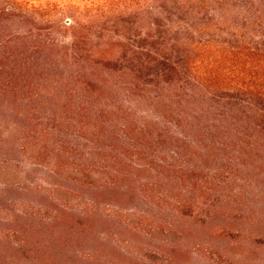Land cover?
<instances>
[{
    "label": "rangeland",
    "instance_id": "1",
    "mask_svg": "<svg viewBox=\"0 0 264 264\" xmlns=\"http://www.w3.org/2000/svg\"><path fill=\"white\" fill-rule=\"evenodd\" d=\"M17 1L20 14L0 22V264H264V148L231 146L196 160L167 137L153 143L161 130L151 121L173 122L179 113L174 95L154 101L149 96L163 91L154 85L131 94L126 86L134 77L86 56L111 44L83 45V66L67 56L75 32L89 35L83 25L151 1ZM137 19L119 30L126 33ZM75 21L82 28H71ZM18 28L28 40L2 46V34ZM77 72L122 84L117 99L134 110L103 120L126 122L136 147H118L111 131L79 113L84 102L102 99L86 86L87 76L68 83ZM146 120L147 138L137 130ZM161 149L186 153L183 165ZM60 161L76 172L51 175Z\"/></svg>",
    "mask_w": 264,
    "mask_h": 264
},
{
    "label": "trees",
    "instance_id": "2",
    "mask_svg": "<svg viewBox=\"0 0 264 264\" xmlns=\"http://www.w3.org/2000/svg\"><path fill=\"white\" fill-rule=\"evenodd\" d=\"M148 1L151 2L138 12L123 10L114 17L102 16L97 21L96 18L90 21L87 27L83 25L90 30L89 35L75 32L74 41L69 47L72 52L67 56L82 66L88 61L87 57H99L98 64H104L105 68L124 71L123 74L134 77L132 84L126 86L131 94L140 96L137 91L154 85L162 86L163 91L159 95L149 96L150 99L158 101L164 92L174 95L172 103L179 105V113L168 104V111L178 114L175 121L158 118L151 121L161 130L158 134L160 141L151 140L153 143L167 137L173 142L177 141L180 150L189 149L191 155L197 157L196 160H206L210 152L231 146H247L250 150L264 148V0ZM21 11L22 5L17 0H0V22L13 20ZM135 16L138 19L133 26L126 33L121 32L119 28H125V23ZM108 24H111V28L106 27ZM70 26L74 30L82 28L77 21ZM209 27H213L215 32H208ZM116 28L119 31H115ZM98 30L104 33L99 34ZM219 35L227 37L219 39ZM27 38L18 28L5 36L2 34L1 44L7 47L13 40ZM88 44H97V47L111 44L112 47H106L103 54L98 53L100 50L95 53L88 51L87 57L80 61L81 58L77 57L79 51ZM53 45L55 43L51 42L47 46ZM42 49L44 47L37 52ZM92 50L95 51L94 48ZM0 56L6 58L3 53ZM46 71L43 69L40 74L44 76L48 73ZM86 76L84 72H77L69 74L67 80L68 83L76 79L81 82ZM144 77L148 80H142ZM87 80L88 89L99 90L102 102L96 106L93 101H86L80 106L82 111L79 113L91 117L93 122H99L106 131H111L118 147L130 148L131 144L136 147V143L127 139L126 122L120 124L106 118L103 120L107 113L115 115L117 111L134 110L126 104L123 107L124 100L117 99L123 89L122 84L100 80V77L87 76ZM71 90L77 89L72 86ZM106 99L113 103L106 104ZM151 122L146 120L137 129L145 138ZM30 136L29 133L24 136L22 145L25 151L28 146L25 143L31 141ZM44 139L40 136L43 150L49 148ZM160 151L165 153V158L167 154L171 156L175 165H183L187 155L178 149L173 150V154L167 149ZM62 165L51 170V175L57 177L61 176L62 171L76 172L74 168H60ZM219 171L220 166L215 173L219 175ZM183 205L179 201L178 208Z\"/></svg>",
    "mask_w": 264,
    "mask_h": 264
}]
</instances>
